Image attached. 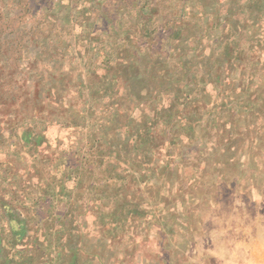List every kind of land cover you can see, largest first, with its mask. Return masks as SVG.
<instances>
[{"label":"rangeland","instance_id":"obj_1","mask_svg":"<svg viewBox=\"0 0 264 264\" xmlns=\"http://www.w3.org/2000/svg\"><path fill=\"white\" fill-rule=\"evenodd\" d=\"M76 1L88 84L0 103V264H264V0Z\"/></svg>","mask_w":264,"mask_h":264},{"label":"trees","instance_id":"obj_2","mask_svg":"<svg viewBox=\"0 0 264 264\" xmlns=\"http://www.w3.org/2000/svg\"><path fill=\"white\" fill-rule=\"evenodd\" d=\"M58 1L0 0V103L29 99L61 105L69 94H76L80 87L88 84L77 76L78 67L90 65L98 29L90 25L81 28L77 18L68 17L67 12L62 13ZM259 1L251 0L239 6L236 9L238 16L234 20L226 17V21L252 18L255 8L260 5ZM154 2L143 0L142 4L150 10ZM93 5L94 0H77L73 5L76 9L80 6L84 8L80 11V19L85 24L90 16L91 19L93 17V10H90ZM124 9V12H129L131 7ZM87 13L91 15L85 17ZM98 21L108 24L101 17ZM178 71L170 74L169 81L174 84L167 82L159 92L174 87L175 97H183L187 93L184 87L188 82L185 79L187 72ZM166 80L168 78L163 79ZM58 87L61 88L60 92L54 93L53 90ZM48 90L52 92L49 94Z\"/></svg>","mask_w":264,"mask_h":264}]
</instances>
